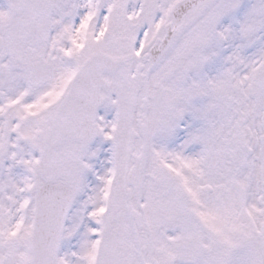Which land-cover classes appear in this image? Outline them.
Wrapping results in <instances>:
<instances>
[{"label":"snow or ice","instance_id":"snow-or-ice-1","mask_svg":"<svg viewBox=\"0 0 264 264\" xmlns=\"http://www.w3.org/2000/svg\"><path fill=\"white\" fill-rule=\"evenodd\" d=\"M0 264H264V0H0Z\"/></svg>","mask_w":264,"mask_h":264}]
</instances>
